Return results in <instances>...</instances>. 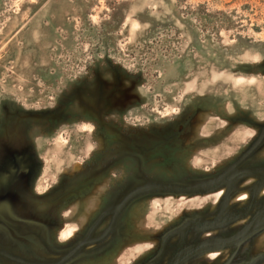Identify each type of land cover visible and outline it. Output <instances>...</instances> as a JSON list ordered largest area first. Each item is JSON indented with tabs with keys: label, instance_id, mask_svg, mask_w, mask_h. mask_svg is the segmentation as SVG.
<instances>
[{
	"label": "rangeland",
	"instance_id": "rangeland-1",
	"mask_svg": "<svg viewBox=\"0 0 264 264\" xmlns=\"http://www.w3.org/2000/svg\"><path fill=\"white\" fill-rule=\"evenodd\" d=\"M263 170L264 0H0V264H264Z\"/></svg>",
	"mask_w": 264,
	"mask_h": 264
},
{
	"label": "crops",
	"instance_id": "crops-1",
	"mask_svg": "<svg viewBox=\"0 0 264 264\" xmlns=\"http://www.w3.org/2000/svg\"><path fill=\"white\" fill-rule=\"evenodd\" d=\"M263 172H264V170H263ZM263 172L260 171L259 173H263ZM263 217H264V210H262L258 214H256L254 219H252L249 223H247L245 228L240 233L235 235V236H237L235 239H237L238 237H243L244 239L247 238L248 240H251L252 237H255V235H257L259 233L258 230H259L260 226L264 225V221L262 222ZM259 222H261V223H259Z\"/></svg>",
	"mask_w": 264,
	"mask_h": 264
},
{
	"label": "water",
	"instance_id": "water-1",
	"mask_svg": "<svg viewBox=\"0 0 264 264\" xmlns=\"http://www.w3.org/2000/svg\"><path fill=\"white\" fill-rule=\"evenodd\" d=\"M167 188V187H166ZM169 189V188H167ZM224 243H217V245H223ZM196 251H193L192 253H195ZM188 256L192 255V254H187ZM178 256H175V258L168 264H178V260H177Z\"/></svg>",
	"mask_w": 264,
	"mask_h": 264
}]
</instances>
